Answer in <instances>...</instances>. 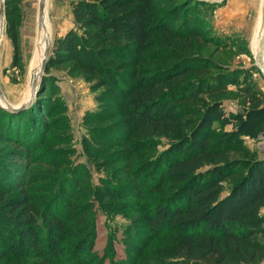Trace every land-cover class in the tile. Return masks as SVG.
Instances as JSON below:
<instances>
[{"label": "trees", "instance_id": "trees-1", "mask_svg": "<svg viewBox=\"0 0 264 264\" xmlns=\"http://www.w3.org/2000/svg\"><path fill=\"white\" fill-rule=\"evenodd\" d=\"M175 1L71 0L74 28L57 40L47 68L76 62L109 83L118 73L106 60L123 58L130 52L138 59H145V53L159 58L163 55L158 49L163 39L183 42L189 37L199 38L206 31L207 11H186L184 4L190 1L197 9L209 4L184 0L177 5ZM160 4L175 6L159 16ZM9 26V37L18 55L14 19L10 18ZM175 51L166 53L177 58L179 52ZM189 60L181 56V63L166 72L139 79L130 93L127 117L131 134L137 138L128 149L149 150L160 145L162 137L177 138L156 162L161 171L159 186L167 188L168 197L145 214V226L157 235L180 240L174 248V260L163 264H261L264 157L233 160L229 154L244 151L247 139L256 141L264 137V96L252 86L246 88L251 107L234 113L226 111L221 101L208 104L203 112L181 107L180 104L198 100L204 93H217L229 85L241 86V78L252 84V76L244 71L218 75L198 87L195 83L186 85L180 80L201 68L189 66ZM48 95L49 92L43 94V99ZM36 109L13 114L0 110V144L15 146V150L3 151L6 156L0 164V264L10 258L60 264L67 238H78L72 250L79 255L84 253L93 230L87 216L95 203L73 208L71 202L77 195L74 191L67 193L71 202H66L64 215L54 209V213L51 209L40 210L39 203L31 197L27 172L32 161L31 149L36 145L26 142L29 139L24 124L26 116L37 118ZM189 112H195L199 120L189 134L181 136L180 129ZM33 123L32 132L37 134L40 129ZM228 127L231 130L227 131ZM85 145L100 154L90 141ZM232 178L239 179L225 195L224 184ZM144 182L145 179L140 180L141 190L145 188ZM80 186V191L86 188L91 192L87 186ZM110 192L102 186L97 194L99 198L113 197L114 191ZM113 206L112 210L124 211ZM68 220L78 224L67 225Z\"/></svg>", "mask_w": 264, "mask_h": 264}, {"label": "rangeland", "instance_id": "rangeland-1", "mask_svg": "<svg viewBox=\"0 0 264 264\" xmlns=\"http://www.w3.org/2000/svg\"><path fill=\"white\" fill-rule=\"evenodd\" d=\"M70 1L47 0L50 56L57 40L64 38L74 28ZM182 1L175 2L179 5ZM4 2L0 86L6 100L12 106L19 107L30 98L29 76L38 42L40 0ZM194 5L190 1L184 4L186 11H207L208 16L206 31L199 38L189 37L183 42L163 39L162 46L158 48L163 55L159 58L145 53V59H138L134 52H130L123 58L106 60L105 63L118 73L109 83L100 74L88 73L76 62L47 68L35 103L31 108L22 110L37 111L38 108L37 118L33 120L26 116L24 129L28 131L26 136L29 140L26 142L33 147L36 145L31 149L32 161L27 172V183L31 197L39 203L40 210L51 209V213H54V209L64 215L66 202H71L67 193L73 191L77 194L71 202L73 208L88 202L95 203V208L87 216L93 230L84 246V253L74 254L72 248L78 238L69 236L60 264H163L174 260V248L180 240L149 231L143 219L159 200L168 197L167 188L159 186L161 171L156 162L177 138L162 137L160 145L149 150L128 149L137 138L131 134L127 117L130 93L136 81L166 72L182 56L191 59L189 66L201 68L183 77L181 83H195L198 87L218 75L246 71L252 76V84L241 78V86L229 85L217 93H204L198 100L180 104L181 107L203 112L208 104L221 101L226 111L234 113L241 108L251 107L249 97L244 92L246 88L252 86L264 96V78L256 67L254 52L257 26L261 18L263 20L264 0H225L220 4L203 5L200 9ZM158 6L157 14L160 16L175 4ZM10 18L16 24L18 55L9 37ZM29 27L31 35L25 33ZM170 50L175 53L177 50L179 56L176 58L170 54L169 57L166 52ZM47 92L49 95L43 99V94ZM262 101L264 106L263 97ZM3 107L0 103L2 112L12 113ZM194 113L189 112L184 119L181 136L195 128L199 116ZM33 122L38 124L36 129H40V134L32 132L35 127ZM226 130H231V127ZM87 140L100 154L93 153L91 146L85 145ZM12 150H15L13 144H0V164L6 156L3 151ZM263 157L264 137L256 141L247 139L244 151L229 154L233 160L254 161ZM144 179L145 188L141 190L140 180ZM238 179L232 178L224 184L225 195ZM79 185H82L81 188L87 186L91 192H87L86 188L80 191V188L77 189ZM102 186L114 191V196L99 198L97 193ZM40 190L44 193H39ZM13 197H16V193ZM51 201L52 204L48 205ZM113 205L124 208V211L112 210ZM65 223L70 226L78 224L73 220ZM39 224L42 225L40 219ZM260 241L264 244V236L260 237ZM2 264H38V261L10 258Z\"/></svg>", "mask_w": 264, "mask_h": 264}, {"label": "water", "instance_id": "water-1", "mask_svg": "<svg viewBox=\"0 0 264 264\" xmlns=\"http://www.w3.org/2000/svg\"><path fill=\"white\" fill-rule=\"evenodd\" d=\"M195 2H202V3H209V4H220L222 2H224L225 0H193ZM46 7H47V0H40V7H39V30L42 29V27L45 24V16H46ZM4 19H5V2L4 0H0V21L4 24ZM262 24H263V33L261 36V41H260V51L256 57V67L259 70V72L262 74L263 78H264V11H263V20H262ZM3 27L1 29L0 26V34L2 33ZM50 52H51V46L48 45L47 47V55L45 58V61L43 63V68L41 71V76L39 78V81H34L31 85V99L25 103L22 104L19 107H14L12 106L5 98V95L1 89L0 86V103H2V105L4 106L3 102H5V106L3 108L7 109L8 111L12 112V113H19L22 110L31 108L33 106V104L36 101V97L40 91L41 88V84L43 81V78L45 76V71L47 69V64L48 61L50 59Z\"/></svg>", "mask_w": 264, "mask_h": 264}, {"label": "bare ground", "instance_id": "bare-ground-1", "mask_svg": "<svg viewBox=\"0 0 264 264\" xmlns=\"http://www.w3.org/2000/svg\"><path fill=\"white\" fill-rule=\"evenodd\" d=\"M47 12V11H46ZM47 15V14H46ZM39 25V24H38ZM0 26L1 29L3 27L2 33L0 34V43L2 41L3 35H4V24L0 21ZM31 27L26 28L25 33L27 35H31ZM263 33V24H262V18L258 23L257 26V33H256V38H255V42H254V52H255V57H257L259 51H260V41H261V36ZM51 37V32L49 30V24L47 23V17L45 16V24L42 27L41 30H39V33L37 34V46H36V51H35V57L32 61L31 64V68H30V84L32 85V83L34 81H39L40 78V74L43 68V63L45 61L46 55H47V47L48 45H50V39ZM31 85H30V98L31 99ZM28 100V101H29ZM26 101V103L28 102ZM4 106H5V102H3Z\"/></svg>", "mask_w": 264, "mask_h": 264}, {"label": "crops", "instance_id": "crops-1", "mask_svg": "<svg viewBox=\"0 0 264 264\" xmlns=\"http://www.w3.org/2000/svg\"><path fill=\"white\" fill-rule=\"evenodd\" d=\"M258 21V20H257ZM256 25H257V23H256ZM256 33H257V31H256ZM255 38H256V35H255ZM254 42H255V39H254Z\"/></svg>", "mask_w": 264, "mask_h": 264}]
</instances>
